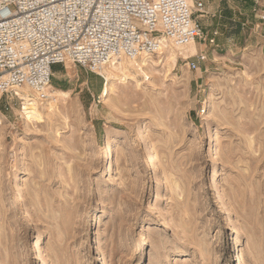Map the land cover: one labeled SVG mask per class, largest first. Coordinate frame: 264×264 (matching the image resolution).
<instances>
[{
	"label": "rangeland",
	"instance_id": "1",
	"mask_svg": "<svg viewBox=\"0 0 264 264\" xmlns=\"http://www.w3.org/2000/svg\"><path fill=\"white\" fill-rule=\"evenodd\" d=\"M199 1L193 55L149 62L107 98L99 70L69 61L51 79L65 99L40 120L0 96V264H264L261 21L249 0Z\"/></svg>",
	"mask_w": 264,
	"mask_h": 264
},
{
	"label": "built area",
	"instance_id": "2",
	"mask_svg": "<svg viewBox=\"0 0 264 264\" xmlns=\"http://www.w3.org/2000/svg\"><path fill=\"white\" fill-rule=\"evenodd\" d=\"M202 11L199 0H0V96L24 86L44 98L56 64L98 72L114 59L155 52L163 40L184 46L203 37L194 17ZM195 57L186 59L190 70L206 59Z\"/></svg>",
	"mask_w": 264,
	"mask_h": 264
},
{
	"label": "bare ground",
	"instance_id": "3",
	"mask_svg": "<svg viewBox=\"0 0 264 264\" xmlns=\"http://www.w3.org/2000/svg\"><path fill=\"white\" fill-rule=\"evenodd\" d=\"M189 5H193L194 0H187ZM195 41H190L188 44L184 46H174L172 43L163 40L160 44V47L157 48L155 52H158V54L163 56L156 60L152 58V53L147 50H144L139 55L135 56L134 58H117L112 60L109 63H106L103 65V67L99 70V73L105 78V83L102 87L101 96L103 98H107V95L111 92L114 84L116 81L124 82L126 78H131L129 75L133 72H142L143 69L142 66H145L147 64L153 63V64H161L162 66H169L171 63H173L174 59L178 56H182L183 58H186L188 54L192 53L194 51L193 49V43ZM192 47L191 49H189ZM14 94L18 96L19 99L22 100V109L21 113L22 115H25L26 122H31L34 120H40L43 116V111L45 110H53V104L52 102L56 101L54 98V94H57L56 96L62 99H65V96L67 94L66 91H62L60 89H57L49 84L47 88L43 91L44 98L40 95V93L28 88V87H20L18 89H15ZM43 101L45 103L39 102ZM39 103H42L41 105ZM44 104V107L41 106ZM204 109L208 108L210 106L209 100H205L203 102ZM1 116V124L4 120V115L0 113ZM204 136L203 139L207 142V151L212 150V147L210 146L211 139L213 137L212 132V125L210 121H207V125L205 127ZM141 135V141L144 143V146L146 149H148V155L144 154L145 157L144 160H142L143 163H146L148 165V169L155 168L156 163V157L157 152L154 150L152 146H149L147 143V140L143 133ZM107 144V155L108 157L112 158V155L110 151L117 152V147H119L120 142L118 140H114V142ZM111 162V161H110ZM110 167L109 161L106 162V168ZM18 179V178H17ZM210 189L213 190V194H216L218 191V183L215 179L211 182ZM226 210H223L221 214H225ZM222 219H226L225 215H222ZM143 237V232L140 233V238Z\"/></svg>",
	"mask_w": 264,
	"mask_h": 264
},
{
	"label": "crops",
	"instance_id": "4",
	"mask_svg": "<svg viewBox=\"0 0 264 264\" xmlns=\"http://www.w3.org/2000/svg\"><path fill=\"white\" fill-rule=\"evenodd\" d=\"M251 3L249 12L251 17H253L252 20L255 19V21H261L256 24V26L259 29V34H264V20L259 19V14L264 13V0H249ZM253 9H256V12L253 11ZM210 37V36H209ZM216 37V36H215ZM262 49H264V45H262ZM190 55H193L190 54ZM62 64H56L52 67V71L55 73H59L62 70ZM61 84H64L60 79L56 82V85H53V87L58 88L61 86ZM102 88V87H101Z\"/></svg>",
	"mask_w": 264,
	"mask_h": 264
},
{
	"label": "trees",
	"instance_id": "5",
	"mask_svg": "<svg viewBox=\"0 0 264 264\" xmlns=\"http://www.w3.org/2000/svg\"><path fill=\"white\" fill-rule=\"evenodd\" d=\"M54 66V65H53Z\"/></svg>",
	"mask_w": 264,
	"mask_h": 264
}]
</instances>
